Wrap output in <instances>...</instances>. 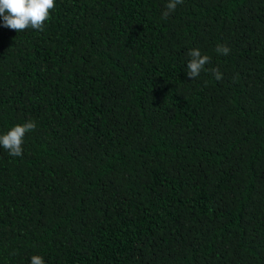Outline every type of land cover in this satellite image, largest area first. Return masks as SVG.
<instances>
[{
    "label": "trees",
    "instance_id": "obj_1",
    "mask_svg": "<svg viewBox=\"0 0 264 264\" xmlns=\"http://www.w3.org/2000/svg\"><path fill=\"white\" fill-rule=\"evenodd\" d=\"M167 2L0 18V264H264V0Z\"/></svg>",
    "mask_w": 264,
    "mask_h": 264
},
{
    "label": "clouds",
    "instance_id": "obj_2",
    "mask_svg": "<svg viewBox=\"0 0 264 264\" xmlns=\"http://www.w3.org/2000/svg\"><path fill=\"white\" fill-rule=\"evenodd\" d=\"M183 0H168L162 18L167 19L175 12L177 5ZM55 8V0H0V18L3 26L16 32H23L27 29L43 31L45 22L49 20L51 10ZM215 51L217 54L228 55L230 48L224 44H218ZM191 59L187 63V75L191 79L197 78L206 64L210 62V57L202 55L198 48L188 51ZM216 80L223 79V74L219 68L211 69ZM37 123L34 120L26 121L23 124H16L5 134L0 135V146H3L10 155L22 157L25 134L34 131ZM30 264H45L40 255H33Z\"/></svg>",
    "mask_w": 264,
    "mask_h": 264
}]
</instances>
